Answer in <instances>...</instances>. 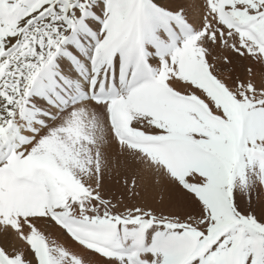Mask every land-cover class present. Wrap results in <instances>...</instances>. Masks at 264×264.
<instances>
[{
    "label": "snow or ice",
    "instance_id": "6c2138e0",
    "mask_svg": "<svg viewBox=\"0 0 264 264\" xmlns=\"http://www.w3.org/2000/svg\"><path fill=\"white\" fill-rule=\"evenodd\" d=\"M0 264H264V0H0Z\"/></svg>",
    "mask_w": 264,
    "mask_h": 264
}]
</instances>
